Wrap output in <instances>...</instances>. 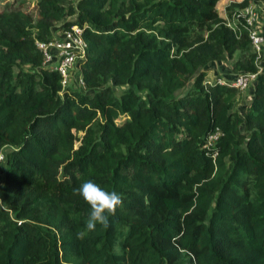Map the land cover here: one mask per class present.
<instances>
[{
    "label": "trees",
    "instance_id": "trees-1",
    "mask_svg": "<svg viewBox=\"0 0 264 264\" xmlns=\"http://www.w3.org/2000/svg\"><path fill=\"white\" fill-rule=\"evenodd\" d=\"M218 1L37 0L36 21L0 9V264H264V44L258 65ZM250 1L264 0L229 7ZM55 22L83 27L84 89L44 63ZM235 51L256 72L243 114L205 70L175 95ZM87 180L123 207L78 239Z\"/></svg>",
    "mask_w": 264,
    "mask_h": 264
},
{
    "label": "built area",
    "instance_id": "built-area-1",
    "mask_svg": "<svg viewBox=\"0 0 264 264\" xmlns=\"http://www.w3.org/2000/svg\"><path fill=\"white\" fill-rule=\"evenodd\" d=\"M263 11V12H261ZM260 13H264V1L251 2L242 8H236L234 13V21H225V23L233 30L240 32L245 30L249 36L251 49L259 58L262 53L264 44V33L260 27ZM37 45L44 52V63L53 65L59 70L62 76V84L68 85V78L73 71L79 69V63L83 60L86 52V41L83 37V27L72 25L68 29H64L61 35L48 42L37 41ZM256 72H244L231 76L228 82L219 79L220 83H227L240 88L252 86ZM79 83L84 85L81 76L77 77ZM219 130L208 136V143L216 139ZM4 158V151H0V179L2 175L1 162Z\"/></svg>",
    "mask_w": 264,
    "mask_h": 264
},
{
    "label": "rangeland",
    "instance_id": "rangeland-1",
    "mask_svg": "<svg viewBox=\"0 0 264 264\" xmlns=\"http://www.w3.org/2000/svg\"><path fill=\"white\" fill-rule=\"evenodd\" d=\"M233 0H219L217 2V9L220 14V16L225 21H234V13L236 8H230L229 3ZM253 1H250V3ZM0 9H5L7 11L9 10H17V9H23L30 13V15L33 17V19L36 21L39 17V7L37 0H0ZM263 12V11H261ZM260 22H261V28L264 31V13L260 15ZM226 26H228L226 23H224ZM60 23L55 22L51 25V36L49 39L53 40L61 35V28L59 27ZM229 27V26H228ZM230 28V27H229ZM233 31V30H232ZM235 34H239L238 31H233ZM38 41V40H37ZM242 53L240 51H235L232 56L224 55L220 58L215 57H209L208 60L202 64H199L197 68L188 75V79L186 84L178 89L175 92L176 96L184 95L186 92L192 89L193 86V79L197 75V73L201 70L206 71V75L204 78V84L208 86L212 82H218L219 79L222 81L228 82L231 78V76L238 75L240 73L248 72L245 69L239 68V65H237L236 61L241 58ZM244 57V56H243ZM261 57V58H260ZM262 59V53L260 54L259 58H256L257 64ZM259 65V64H258ZM80 75L79 69L76 71H73L71 75L68 78V85L75 86L79 89H84L83 86L79 83L77 77ZM110 85L113 87V91L115 95H119L123 88L126 87V85H115L112 81L109 82ZM238 88V94L237 95V102L236 107L238 108L239 112L241 114L244 113L245 108L248 104L250 95L252 94L253 86H248L247 88ZM141 95H145L143 90L138 89ZM123 118V117H122ZM79 136H81L82 132L79 131L77 133ZM1 203V201H0Z\"/></svg>",
    "mask_w": 264,
    "mask_h": 264
},
{
    "label": "clouds",
    "instance_id": "clouds-1",
    "mask_svg": "<svg viewBox=\"0 0 264 264\" xmlns=\"http://www.w3.org/2000/svg\"><path fill=\"white\" fill-rule=\"evenodd\" d=\"M74 191L90 206L85 230L77 232V238L84 239L88 233L96 231L98 226L103 229L110 228L109 218L114 217L117 209L123 207L121 195L105 190L92 180L85 181Z\"/></svg>",
    "mask_w": 264,
    "mask_h": 264
}]
</instances>
